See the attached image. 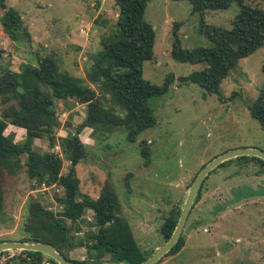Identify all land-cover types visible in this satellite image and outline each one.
I'll return each instance as SVG.
<instances>
[{
  "label": "rangeland",
  "instance_id": "obj_1",
  "mask_svg": "<svg viewBox=\"0 0 264 264\" xmlns=\"http://www.w3.org/2000/svg\"><path fill=\"white\" fill-rule=\"evenodd\" d=\"M264 8V0H248ZM19 11L31 40L12 42L0 23V73L4 67L25 63L54 53L60 66L84 77L89 58L100 49L105 33L117 17L114 0H6ZM3 10L0 7V16ZM239 12L234 1L224 10L207 11L209 24L229 28ZM145 19L153 25V57L142 63V76L161 84L168 73L174 80L168 91L152 97L150 106L156 117L153 127L141 132L135 141L112 127L102 134L91 127L79 134L85 156L75 166L79 190L93 199L105 187L118 198L119 213L128 222L144 252H155L164 244L160 225L172 208L180 215L188 190L200 169L223 152L244 147L264 150V130L249 114L248 106L258 96L264 81V45L239 59L237 66L221 82L218 93L204 95L191 81L179 77L200 69L201 64L179 62L172 58V27L178 23L183 48L210 46L198 32L199 18L190 13L184 0H150ZM83 50V51H81ZM71 62H68V61ZM79 65V71L73 66ZM76 69V68H75ZM105 105L114 104L107 95ZM60 125L52 137L33 139L38 152L54 151L62 157L61 174L68 172L70 161L62 149L65 139L85 118V105L75 100H55ZM4 104L0 100V114ZM14 141H22L25 130L12 131ZM142 147L148 155L141 153ZM10 159L13 167H1L2 205L0 241H20L27 234L28 204L38 202L62 217V186L41 190L38 181L27 172L26 154ZM198 201L192 203L182 233L185 245L173 256H164L158 264H264V166L253 158H233L205 176ZM43 181V180H42ZM73 243L72 259L88 257L86 244L96 230L94 212L86 209L78 221L67 220ZM181 233V234H182ZM8 249L0 264L18 254ZM5 251V250H4ZM49 256L44 255L43 259ZM106 256L108 263L109 259ZM169 257L170 259H167Z\"/></svg>",
  "mask_w": 264,
  "mask_h": 264
},
{
  "label": "trees",
  "instance_id": "obj_2",
  "mask_svg": "<svg viewBox=\"0 0 264 264\" xmlns=\"http://www.w3.org/2000/svg\"><path fill=\"white\" fill-rule=\"evenodd\" d=\"M149 1L114 0L116 21L112 29L102 37L100 49L89 58L84 77L73 75L62 68L54 53L38 58L36 64L25 63L17 67L2 68L0 100L4 107L0 114V206L3 195L1 167H13L16 162L11 164L10 159L19 160L18 157L22 154H26L30 178L38 182L43 180L48 184L56 183L63 188V196L59 199L63 204L62 217L55 216L51 209H43L38 202L28 204L29 221L25 225L27 235L21 241L51 245L70 258L67 251L83 244L73 243L67 220L78 221L86 209H91L94 212L96 230L89 237L90 245L86 244L88 257L70 259L80 264H137L153 254L144 252L138 245L128 222L119 213L115 193L105 187L95 199L82 194L79 190V178L75 174V166L85 156V145L79 137L82 129L91 127L105 135L112 127L120 128L125 132L126 139L133 142L141 132L156 123L149 100L166 93L174 75L168 73L159 85L142 76V63L153 57L155 41L153 25L145 19ZM184 1L190 4V13L198 16V32L210 41V46L183 48L178 23H174L172 58L179 62L202 65L200 69L180 76V82L196 83L202 88L204 95L218 93L222 80L236 68L239 59L264 45V8L249 4L246 2L248 0ZM234 1L238 4L239 12L232 19L229 28L205 21L207 11L227 9ZM0 7L3 10L0 23L10 40L30 41V32L19 11L7 6L6 0H0ZM107 95L113 99V105H105ZM55 100H75L86 108L84 120L61 143L70 161V168L65 174H61L62 157L59 154L54 151L38 152L32 145L35 137L48 135L51 138L50 146H55L52 134L60 125ZM248 110L264 130V81ZM9 124L24 128L25 137L22 141L15 142L14 133H5ZM141 153L148 155V149L141 145ZM235 158H253L264 166V160L255 156ZM232 159L223 161L215 168ZM201 188L202 185L193 203L199 200ZM178 218L177 210L172 208L163 219L159 230L164 243L173 233ZM184 245L185 236L182 233L162 257L179 252ZM6 251H1L0 256ZM17 251L18 254L1 264H40L45 255L36 250ZM106 256L110 261L108 263H104ZM162 257L153 264H158Z\"/></svg>",
  "mask_w": 264,
  "mask_h": 264
},
{
  "label": "water",
  "instance_id": "obj_3",
  "mask_svg": "<svg viewBox=\"0 0 264 264\" xmlns=\"http://www.w3.org/2000/svg\"><path fill=\"white\" fill-rule=\"evenodd\" d=\"M255 156L264 160V150L256 147H244L230 149L222 154L215 156L209 160L197 173L195 176L184 201L183 207L181 209L176 227L171 234L170 238L153 254L147 257L145 260L137 264H153L157 262L164 254H166L170 248L177 242L180 237L186 218L188 216L189 210L192 206L194 198L201 186L202 181L205 176L214 169L217 165L225 160L237 157V156ZM8 249H21V250H36L43 254L49 256L59 264H80L70 258L65 257L61 254L55 247L42 243V242H32V241H1L0 242V252Z\"/></svg>",
  "mask_w": 264,
  "mask_h": 264
},
{
  "label": "built area",
  "instance_id": "obj_4",
  "mask_svg": "<svg viewBox=\"0 0 264 264\" xmlns=\"http://www.w3.org/2000/svg\"><path fill=\"white\" fill-rule=\"evenodd\" d=\"M56 183L48 184L46 181H41L39 183V186L41 187V190H48L51 187L56 186ZM58 186V185H57ZM40 264H55L49 257L47 259H43Z\"/></svg>",
  "mask_w": 264,
  "mask_h": 264
},
{
  "label": "crops",
  "instance_id": "obj_5",
  "mask_svg": "<svg viewBox=\"0 0 264 264\" xmlns=\"http://www.w3.org/2000/svg\"><path fill=\"white\" fill-rule=\"evenodd\" d=\"M81 51H83V50H81ZM68 62H71L70 60L68 61ZM78 66L79 65H75V67L73 66V71H79V69H78ZM76 68V69H75ZM8 127L10 128V130H12V131H17V130H20V129H24V128H21V127H17V126H14V125H11V124H9L8 125ZM184 247V246H183ZM180 252V251H179ZM178 253V252H177ZM177 253H175V254H177ZM175 254H172V255H168V256H173L174 257V255ZM168 259H170L169 257H167V259H165V260H168Z\"/></svg>",
  "mask_w": 264,
  "mask_h": 264
}]
</instances>
